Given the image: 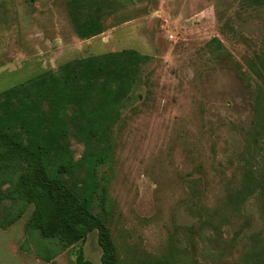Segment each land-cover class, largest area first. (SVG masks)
<instances>
[{"label":"rangeland","instance_id":"rangeland-1","mask_svg":"<svg viewBox=\"0 0 264 264\" xmlns=\"http://www.w3.org/2000/svg\"><path fill=\"white\" fill-rule=\"evenodd\" d=\"M66 1L0 0V100L75 61L152 58L104 140L70 111L65 179L85 189L105 155L92 210L114 264H264V0H117L89 40ZM77 249L54 263L76 264Z\"/></svg>","mask_w":264,"mask_h":264},{"label":"trees","instance_id":"trees-1","mask_svg":"<svg viewBox=\"0 0 264 264\" xmlns=\"http://www.w3.org/2000/svg\"><path fill=\"white\" fill-rule=\"evenodd\" d=\"M66 5L80 40L103 34L105 20L119 10L117 0H67ZM151 59L136 51L91 57L63 66L59 75L48 73L4 94L0 100V228L7 230L32 208L22 251L55 264L62 253L78 247L76 264H93L86 260L84 246L97 233L101 263L114 264L108 230L92 210L95 199L104 201L96 171L105 155L94 160L85 189L65 179L72 162L70 111L76 109L91 134L104 140L113 111L135 90L141 67ZM56 162L59 166L54 168ZM254 174L252 170V178Z\"/></svg>","mask_w":264,"mask_h":264},{"label":"crops","instance_id":"crops-1","mask_svg":"<svg viewBox=\"0 0 264 264\" xmlns=\"http://www.w3.org/2000/svg\"><path fill=\"white\" fill-rule=\"evenodd\" d=\"M28 220V217L26 219L22 217L7 230L0 228V264H51L21 250V246L26 240L25 225ZM5 239L7 240L4 241ZM95 247L99 253V264H102V250L98 244L97 233H93L88 237L84 246L85 257L87 250L91 251Z\"/></svg>","mask_w":264,"mask_h":264}]
</instances>
